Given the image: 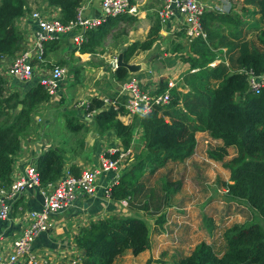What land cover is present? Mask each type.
Masks as SVG:
<instances>
[{
    "label": "trees",
    "instance_id": "1",
    "mask_svg": "<svg viewBox=\"0 0 264 264\" xmlns=\"http://www.w3.org/2000/svg\"><path fill=\"white\" fill-rule=\"evenodd\" d=\"M82 1L0 0V60L21 49L22 33L16 23L32 10V4L40 11L56 8L58 19L65 23L75 17ZM128 1L134 3V0ZM237 1L225 10L204 11L200 18L204 38L187 41V50L183 46V31L172 34L174 38L169 40L166 50L179 52L177 57L188 64V69L181 77L179 90L175 86L168 88L165 104L154 106L149 113L134 116L131 122L123 124L116 118L118 111L112 106L104 105L96 97L88 100L84 110L94 111L91 129L96 134L111 132L127 148L135 126L142 128L139 138L142 145L111 185L110 196L115 200L125 199L130 209L144 212L146 216L111 214L80 227L73 237L80 254L75 264H113L127 251L135 256L149 248L150 234L162 230L164 209L180 187L179 181L163 178L154 189L155 184H148L149 178L166 163H181L188 158L193 153L196 131H205L210 138L220 141V145L206 151L213 160L221 161L226 148H234L235 154L222 162L230 181L224 184L225 195L242 202L264 220V83L256 91L248 89L246 75L241 71L249 70L255 76L264 73V0ZM249 18L254 20L250 22ZM132 19L127 14L107 17L99 26L85 32L77 50L93 52L94 46L102 45L103 38L117 22L125 24ZM158 30L155 18L142 40L125 47L122 60L126 62L135 52L149 49L158 37ZM247 33L254 34V42L245 37ZM56 44V40L45 42L44 55ZM73 50L70 49L71 54ZM128 76L122 66L115 67L112 73L118 82ZM33 80L25 88L21 86L20 90L5 94V80L0 75V186L9 183L20 140L33 129L31 115L47 103L45 89ZM166 88V80L160 78L151 94ZM63 126L74 138V144H82V135L79 138L77 135L83 134L86 126L77 123L71 115L65 117ZM64 143L65 139L54 143L35 158L40 186L62 174L68 149ZM70 168L73 174L78 173L75 165L70 164ZM152 216L153 222L148 224ZM248 221L232 224L224 231L223 250L219 255L211 243L199 241L187 255L172 264H264V226Z\"/></svg>",
    "mask_w": 264,
    "mask_h": 264
},
{
    "label": "crops",
    "instance_id": "2",
    "mask_svg": "<svg viewBox=\"0 0 264 264\" xmlns=\"http://www.w3.org/2000/svg\"><path fill=\"white\" fill-rule=\"evenodd\" d=\"M160 2L161 0H134V3L132 4H134L136 11L134 14H127L128 16L133 17V19L125 24L120 21L117 22L116 25L110 29L109 34L103 38L102 45L112 50L117 48V53H119L122 49H125L129 43L135 40H142L150 26L149 24H151L156 18L154 11ZM49 10L57 14L56 8H46V11ZM80 12L84 16H98L100 13L98 0H83L80 4ZM235 13L239 16L241 15L238 10H236ZM174 15L175 12L172 13L171 19L166 22L165 26L162 27V30L160 29L158 32L159 37L156 38L149 49L137 51L131 55L134 57L131 58L130 56L128 59V61L140 65V69L136 73H133L132 76L138 79L142 89H151L153 85L156 84V80L160 79L159 76L163 75L161 73H163L165 69H172V74L168 72L166 73L167 75L165 77L167 82L168 80L175 82V79L177 78L176 76L179 75L180 70L184 67V64L180 63V61H176L173 64L175 58L171 56L172 53H170V55L167 50L165 51L168 40L161 41L164 37L167 39L170 38L173 29L176 28L174 26L178 23L179 18L177 15ZM253 20L254 18H249L250 22ZM137 29L138 31H141L140 36H137L138 31L134 34ZM55 40L57 44L44 55V66L50 67L52 65H63L67 69L68 75L66 73V77L68 78L62 79L60 82L57 91L58 103L49 104L47 102L33 112L34 114H38L40 118L42 113L44 118H41V121L38 123H32L33 129L31 132L21 138L19 150L13 158L11 168L21 167L29 160L35 162V158L41 153L37 150L35 143L42 136L48 140L50 147L54 143H61L63 139L66 140L64 147L68 149L65 150L64 157L67 158V161L63 164L62 170L68 169L69 171L71 169L70 164L75 165L77 171L86 166H94L97 164L99 154L103 153L114 144L121 145L120 139L115 137L111 132L96 134L92 131L91 120L94 111L89 113L84 110L88 100L92 97L101 99L106 106H114L113 109L118 111L116 118L123 124H128L133 119L126 114L121 106V103L125 100L127 94L119 89L118 85L120 81L118 82L112 77L113 70L107 68V65H109V55L100 53L94 54L95 52H79L70 42L68 36H62ZM73 48L74 50L71 54L70 49ZM89 53L94 55L91 56ZM168 55L169 57L167 61H163L166 63V66H163L161 61ZM8 59L9 57L0 60L1 70H3L5 64L8 63ZM90 62L92 64H90ZM46 63H48V66ZM39 70L40 68L38 66H34L32 76L25 81L9 79L7 86L8 92L20 90L21 86L25 88L29 84H32L34 78L37 80L36 73L39 72ZM80 79L83 81H80L79 83ZM66 81L68 82L66 83ZM69 86L73 88L70 95L71 100L65 101L64 94ZM60 100L62 101L60 102ZM70 115L74 116V120L77 123L83 124L87 127V130L82 134V144H74V138L64 130L63 124L65 117ZM38 131L40 132L38 133ZM141 133L142 128L140 126H135V131L132 134L128 146L130 148V153L127 160H130L142 145L139 140ZM77 137L79 138L80 135H77ZM194 138L195 146L193 153L182 163L176 164V166L180 167L193 161L200 174L209 173L208 170H206V165L201 161L205 157L209 158L206 151L220 145V141L210 138L205 131H196L194 133ZM75 145H77L75 149L72 152L69 151V149ZM234 154V148L227 147L226 155L223 159H225V157L229 159ZM223 159L222 161H224ZM213 162H215L216 165L219 164L221 170L216 166V176L211 178L216 177L219 181L218 184L220 185V188L223 189L225 183H230L228 180V170L222 166L221 161L213 160ZM126 164L128 165V163ZM127 165L124 163L123 167ZM111 173V171H108L100 174L96 181V189L92 195L78 194L71 202L70 206L60 212L52 213L48 216L50 222L48 230L38 233L30 243L31 249L36 253L40 260L38 261V264H68L69 258L73 259L80 255L73 241V237L80 227L98 217H106L111 214L120 213L128 214L132 211L128 207H123L119 200L103 197L102 188L109 183ZM179 188L180 189L177 190V193L183 192L186 196L188 195L190 197L183 201V204L185 205L183 208L187 207L188 216L184 212L185 217H187L184 219L186 222L179 226V230L183 234H190L195 224L194 222L188 224V222L195 220L197 214H200L203 209L206 211L210 208L211 211L214 206L206 203L208 197L206 193L203 196L198 195V193L183 183L182 185L180 184ZM184 190L186 192H184ZM173 195H176V192ZM194 199L204 202L196 203V206L199 208L205 205V207L197 213L193 208H189L188 206L189 203H195L193 201ZM40 203L41 196L38 189L28 190L12 202L8 218L4 221H0V250L2 256L6 253V247L3 241H6L19 232L22 226V222L20 221L22 214L27 210L39 209ZM204 211L200 215L205 214ZM178 216V213L173 215V212H169V215H165L163 228L171 221L178 222ZM201 220L202 218H200V221ZM171 226H174V224ZM163 228L159 232L152 233L153 236L160 237ZM204 234L206 237L203 239L205 240L208 236L205 230ZM193 246H191L183 256L187 255ZM146 250L135 256L138 257L142 255ZM153 255L156 257L157 254ZM121 256L123 257V255ZM121 256L118 258H121Z\"/></svg>",
    "mask_w": 264,
    "mask_h": 264
},
{
    "label": "built area",
    "instance_id": "3",
    "mask_svg": "<svg viewBox=\"0 0 264 264\" xmlns=\"http://www.w3.org/2000/svg\"><path fill=\"white\" fill-rule=\"evenodd\" d=\"M229 5V0H161L155 9V14L159 22L165 26L175 12L179 21L171 34L180 29L186 38L191 40L196 37L204 38L205 33L200 24L204 11L225 10ZM98 7L100 12L98 16H84L79 6L75 17L65 23L58 19L56 13L35 9L18 18L17 28L26 36V48L16 51L9 57L4 69H0V75L5 80L4 93H8L9 79L28 80L33 74L34 66H38L40 70L36 73L37 82L45 89L48 96L47 102L58 103L57 91L67 69L63 65L44 66V43L68 36L70 42L77 47L84 41L85 32L99 26L107 17L134 14L136 11L134 4L129 3L128 0H98ZM108 63L110 69L114 70L116 58L114 57L111 62L109 60ZM241 71L246 75L248 89L256 91L264 83V73L255 76L249 70L241 69ZM119 86V89L127 94L121 103L126 114L141 116L149 113L154 106L165 104L169 98L168 88L173 87L174 83L166 82L167 88L157 94H151L154 87L142 89L138 80L132 77L122 81ZM31 116L33 123L41 121L38 114ZM35 145L39 152L50 147L48 140L43 136L36 141ZM129 153V147L123 148L120 144H114L98 155L96 165L83 167L77 174L63 169L56 180L44 186L39 184V174L33 160H29L21 167L11 168L9 183L6 186H0V221L8 218L12 202L28 190L38 189L41 203L39 209L25 211L21 216L22 226L19 232L3 241L6 253L2 256L0 250V264H38L40 260L31 249L30 243L38 233L48 230L50 226L48 216L70 206L78 194L92 195L96 189V181L102 172H112L109 183L102 188L103 197L110 198V187L116 183ZM111 155L115 157H109ZM120 202L123 207L127 206L125 199ZM78 258L79 256L69 258L68 264L77 263Z\"/></svg>",
    "mask_w": 264,
    "mask_h": 264
},
{
    "label": "rangeland",
    "instance_id": "4",
    "mask_svg": "<svg viewBox=\"0 0 264 264\" xmlns=\"http://www.w3.org/2000/svg\"><path fill=\"white\" fill-rule=\"evenodd\" d=\"M233 2H234V0H229V4H231ZM235 2H236V0H235ZM31 8L36 9V7L33 4L31 5ZM36 10L40 11L39 9H36ZM41 12H44V11H41ZM46 12H52V11L49 10ZM154 13H155V11H154ZM155 17L157 18V21L159 24V30H158V32H159L160 29L162 30L163 25L159 22V19H158L156 14H155ZM149 25H151V24H149ZM179 30L180 29H178V31ZM137 31H138V29L135 30L134 34H136ZM140 33H141V31H138L137 36H140ZM245 35H246L245 37L247 39L252 40L254 42V34L253 33H247ZM183 36H184V39H183L184 50H187L186 49V44H187L186 42L189 40H188V38H186V36L184 34H183ZM173 38L174 37L171 34L170 38L167 39L164 37V39H161V41H167L168 40V42H169V40H173ZM25 40H26V36H25V34H22V39H21V46L22 47L19 50L26 48ZM168 42H167L166 48L169 47ZM78 47L79 46H77L75 48L77 49ZM162 51H163V49H162ZM165 51H166V49H165ZM117 52H118L117 48L112 50V49L107 48L101 44L94 46V49H93L94 54L100 53V54L109 55L110 62L112 61V59L114 57L115 58L117 57V54H118ZM180 52H182V54H184L185 51L182 50ZM94 54H90V55L93 56ZM178 55H179V52H176V53H172L171 56L173 58H175L173 64L176 61L177 62L180 61V63L184 64V67H182V69L180 70L179 75L176 76L177 78L175 79V82H173L175 88L179 90V82L181 81L182 75L184 73H186V71L188 69V64L185 62H182L177 57ZM132 57H134V56H131V58ZM168 57H169V55L162 59L161 64L163 66H166V63H164L163 61L166 62ZM159 60H161V59H159ZM128 62H130V61H128ZM130 63H132V62H130ZM133 63H135V62H133ZM6 64H5V66H6ZM90 64H92V63L90 62ZM136 64H138V63H136ZM159 64H160V62H159ZM107 68H109V70H110L109 65H107ZM167 72L172 74V69H165L163 71V73H161L163 75H160L159 78H163L166 80L165 76L167 75L166 74ZM128 74H129L128 78H130V77L135 78L134 76H132L133 73H128ZM67 75H68V73H67ZM66 78H68V77H66V75H65L64 79H66ZM80 81L82 82L83 80L80 79L79 83H80ZM168 81H170V80H168ZM67 82L68 81H66V83ZM166 82H167V80H166ZM120 83H119V85H120ZM119 85H118V87H120ZM70 86L67 87V90L64 94V100L65 101L71 100L70 95H71L73 88H71ZM154 86L155 85H153V87ZM182 88H183L182 91H184L185 87L182 86ZM130 117L134 118V116H130ZM41 118H44L42 113H41ZM134 131H135V129H134ZM81 135L82 134L80 133V136ZM128 156H129V154H128ZM127 159H128V157H127ZM127 159L125 160V165H127L126 163L129 162V160H127ZM208 159L209 158L205 157V158H203V160L201 162L206 165V170H208L209 173L200 174L196 169L195 162H193V161L188 162L185 165L180 166V167L176 166V164H180V163H166L165 166L159 168L158 170H156L151 175V177L149 178L148 184H149V186H153L155 184L154 189H156L158 187V185H156V184H159L160 180L163 178H167L169 180H172V182L181 181L180 182L181 185H182V183L188 185L192 190H194L196 193H198V195L203 196L206 193L208 195L206 203L212 204L214 206L213 210L210 211V208H209L208 210L204 211L203 208L205 207V205L200 207V208L198 206H196V203L203 202V201L194 199L193 201L195 203H193V204L189 203L188 204L189 208H193L194 211H196V213L199 210L203 209L201 213H203V211H204L205 214H202V215H200L201 213L197 214L195 220L188 222V224H191L192 222H194L195 225H194L192 232L190 234H183L180 232L179 226L181 224H183L184 222H186L184 219L187 218V217H185V214L188 216V213H187L188 209H187V207L183 208L185 206L183 204V201L186 198H188L189 196L188 195L186 196L183 192H178V193L176 192V195H173L171 197L170 205L164 209V212L166 215L167 214L169 215V212H173V215L178 213L179 214L178 222L171 221L170 223L166 224L165 227L163 228V231L160 233V237H155V236H153V234H150L151 241H150L149 248L142 255L136 257L134 255H131L127 251L124 254H122L123 257L121 256V258H116L114 260L113 264H172L173 262H175L176 259H178L179 257H182L183 254L191 248V246L198 243L199 241H205V242L211 243L213 246V249L219 255L221 253V251L223 250V243H224L223 233L232 224H241V223H245L249 220L248 222L254 221V222H257V223L264 226V220L262 218L256 216V214L251 209L246 208L242 202L238 201L239 202L238 203L237 201L228 199V197L225 195L226 189L224 187H223V189L220 188V185L218 184V182H219L218 179H216V177L211 178V177L216 176V172H215L216 166L220 170H221V166L219 164L216 165V163L213 162V160H211V159L208 160ZM223 160L226 161V160H228V158L225 157V159H223ZM221 162H223V161L221 160ZM122 164H123V162H122ZM228 180H229V178H228ZM215 181H216V183H215ZM184 192H186V191L184 190ZM110 198H111V196H110ZM120 200H122V199H119V201ZM126 207H128V206H126ZM131 210L132 211L129 213L136 214V215L141 216V217L146 216L144 212L135 211V210H133V208ZM184 212H185V214H184ZM153 218H154V216L150 217L148 219L147 223L151 224L153 222ZM200 218H202L201 221H200ZM172 224H174V226H171ZM204 230L208 234V236L205 240L203 239L206 237L204 234ZM155 239H156V241H155ZM153 254H157L156 257Z\"/></svg>",
    "mask_w": 264,
    "mask_h": 264
},
{
    "label": "water",
    "instance_id": "5",
    "mask_svg": "<svg viewBox=\"0 0 264 264\" xmlns=\"http://www.w3.org/2000/svg\"><path fill=\"white\" fill-rule=\"evenodd\" d=\"M124 49H122L116 57V67L117 66H122L126 69L128 73H135L137 70L140 69V65L136 63H130V62H124L122 60V52ZM18 107L20 106L19 104L17 105Z\"/></svg>",
    "mask_w": 264,
    "mask_h": 264
}]
</instances>
